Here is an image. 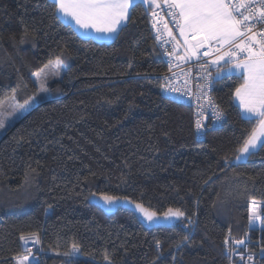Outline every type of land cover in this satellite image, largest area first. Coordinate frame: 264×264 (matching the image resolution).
Returning a JSON list of instances; mask_svg holds the SVG:
<instances>
[{"label":"trees","instance_id":"16d2710c","mask_svg":"<svg viewBox=\"0 0 264 264\" xmlns=\"http://www.w3.org/2000/svg\"><path fill=\"white\" fill-rule=\"evenodd\" d=\"M150 6L134 2L105 42L58 19L53 0H0V102L29 97L32 75L50 61L65 67L52 98L0 137V264H13L25 251L21 236L32 233L51 252L38 264L66 263L74 244L72 264H237L229 243L246 232L249 250H262L255 264H264V228L249 226L253 202L264 212V148L235 162L257 124L233 100L243 78L214 80L226 121L196 137L192 107L160 92L166 67ZM93 193L185 216L147 229L129 210L106 215L88 202Z\"/></svg>","mask_w":264,"mask_h":264},{"label":"snow or ice","instance_id":"6c2138e0","mask_svg":"<svg viewBox=\"0 0 264 264\" xmlns=\"http://www.w3.org/2000/svg\"><path fill=\"white\" fill-rule=\"evenodd\" d=\"M53 2L58 13L70 17L81 29L92 28L104 33H117L120 27L130 19L133 7V0H53ZM143 2L159 6L158 0H143ZM165 3L170 9L169 15L176 29L184 37L186 55L181 59L197 56L199 51L207 45L218 53L211 61L212 65L219 69L223 64L225 70H235L243 76V83L235 89L234 95L239 100L243 112L250 119H256L257 124L240 147L237 160L249 155L253 150L264 148V30L254 31L252 27L253 24L264 22V0H165ZM153 16H156L155 11ZM153 27L156 25L154 24ZM164 28L168 36L175 39L167 23L164 24ZM257 37L261 39L257 40ZM157 39H160V36H157ZM214 45L216 47L213 48ZM243 53H247V56L240 59ZM205 55L209 53L205 52ZM59 63V59L55 63L50 61L45 68L49 66L58 68ZM203 71L206 78L210 80L211 74L208 73L207 66H204ZM219 74L218 71L217 75ZM37 75L39 76V73ZM206 86L207 84L204 85ZM172 90L179 91L175 88ZM204 98L212 107L213 118L216 121L226 118L225 113L210 97ZM27 104L28 101H25L20 108L23 109ZM203 126L198 120L197 129ZM4 127L5 122L0 119V129ZM102 199L106 204H112L118 198L105 194ZM135 207L148 222L160 218L157 213L148 211L142 204H136ZM184 216L185 213L180 210L169 209L163 218ZM257 222L264 226V215L250 211L249 224L255 225ZM189 223L192 221L189 220ZM21 240L25 243L28 240L39 243V237L36 234L28 237L21 236ZM225 243H228L227 238ZM236 243L243 244L245 241L239 240ZM160 246V242L157 241V247ZM79 252L80 247L74 244L70 251L63 253L62 255L68 258L66 264H72L71 258ZM105 259H108L107 256ZM248 259L253 260L254 254H249ZM16 264H30V257H18Z\"/></svg>","mask_w":264,"mask_h":264},{"label":"built area","instance_id":"2783aa9c","mask_svg":"<svg viewBox=\"0 0 264 264\" xmlns=\"http://www.w3.org/2000/svg\"><path fill=\"white\" fill-rule=\"evenodd\" d=\"M154 11L156 12V16H153ZM169 12L170 9L166 3H161L158 7L156 6L147 12L152 40L166 66L160 86V92L167 98L174 99L192 107L194 113L195 135L196 137H200L207 128L220 127L226 121V118H223L220 121H216L213 118L212 107L208 105L207 100L204 98L205 96L210 97L212 101L218 105L212 93L214 80L218 76L213 72V65L211 64L213 57L218 53H215L206 45L204 49L199 51L197 56L189 59H181L178 52V41L168 36L167 31L164 28V24L167 23L173 36L175 37V35L178 34L176 25L173 22L172 17L169 15ZM154 24L156 27H153ZM252 27L254 31L264 30V22L253 24ZM157 36H160V39H157ZM245 39H247V37H245ZM256 39L260 40L261 37H257ZM214 47L216 46L214 45L213 48ZM205 52H208L209 55L206 56ZM245 54L246 53L241 54L240 57ZM204 66H207L208 73L211 74L210 80L206 78V74L203 71ZM205 84H207L206 87H204ZM174 88L179 89V91H173L172 89ZM205 117L206 124H203ZM198 120L204 125L199 130L196 127ZM259 214L264 215V212H260ZM189 220L190 219L187 221L189 222ZM239 240H243L245 243L237 244L236 241ZM239 240H232L229 243L231 261H235L237 264H255V260L262 254V250L260 248L256 251L249 250L248 244L251 241L249 232H246L245 236ZM48 253L51 252L44 250L38 243L31 244L26 247V250L23 253L13 258V264H16V258H22L24 256L30 257V264H38L44 260V256ZM249 254H254V259L251 261L248 259Z\"/></svg>","mask_w":264,"mask_h":264},{"label":"rangeland","instance_id":"374dc122","mask_svg":"<svg viewBox=\"0 0 264 264\" xmlns=\"http://www.w3.org/2000/svg\"><path fill=\"white\" fill-rule=\"evenodd\" d=\"M161 3H165V0H162V1L160 0L159 4H161ZM74 27H73V29L80 36L88 37L87 36L88 32H85V30H82L83 31L82 32L80 30L81 28L79 26H78V31H79L78 32ZM178 38H179L178 39V44H179L178 52H179V55L181 57H184L185 54H186L185 53V47L186 46L184 45V37H182L180 35L179 31H178ZM112 39L106 40L105 42L111 41ZM96 41H102V40H96ZM246 56H247V53L244 56L240 57V59H244ZM56 61H57V59H54L51 62L55 63ZM59 62L60 63H59V67L58 68H54V67H51V66L45 68V66H44L40 70L36 71L32 75L33 79L35 81L36 89L26 99H24V100L18 99L15 94H10V95L6 96L4 99H2V101L0 102V119L4 120L5 127L3 129H0V137H2L4 135V133L6 132V129L10 125H12L17 120H19L22 117H24L26 115V113L29 112L37 104H39V103H41L43 101H47V100L52 98V95H51L50 90H49V85L53 81L60 80L62 78L63 72L65 70V67H64V64L62 63V61L59 60ZM46 65H49V63L46 64ZM228 67H230V66H228ZM42 69H43V71H41ZM218 71L220 73L219 75H217ZM37 73H39V76L37 75ZM215 73H216V76H218V77H220L221 75H227V74H235V75L241 76L235 70H230V71L225 70V66L223 64L220 66L219 69L217 68ZM242 78H243V76H242ZM30 97H32V99H29ZM234 99L239 104V100H237L235 98V95H234ZM25 101H28V104L23 109H21L20 105H24ZM242 112H243V110H242ZM243 114L247 115L244 112H243ZM252 206L255 208V210H251V212H255V213L262 212L260 206L251 205V207ZM251 207H249V211H250ZM249 214H250V212H249ZM258 227L264 228V226H262L259 222H257L255 225H250V228H258ZM32 234H36V236H38L37 233H32ZM30 235L31 234H27V235H24V236L28 237ZM28 241H32V240H28ZM21 242H22V245H24V247H25L26 243L24 241H22V240H21ZM29 243H35V242H29Z\"/></svg>","mask_w":264,"mask_h":264},{"label":"water","instance_id":"95a60500","mask_svg":"<svg viewBox=\"0 0 264 264\" xmlns=\"http://www.w3.org/2000/svg\"><path fill=\"white\" fill-rule=\"evenodd\" d=\"M205 46L202 49H204ZM203 122H204L203 124H206V117L204 118ZM102 196H103V194L93 193L88 197V202L90 204H93V205H96L97 207H99L106 215L114 214L119 208L129 210L130 212H132L135 215L138 222L141 223L147 229H151V228H155V227L175 226L183 218V217H181V218L172 217L171 219H164L163 216L165 213H167L169 211V209H171L173 211L177 210V209H173V208H168L163 213H160V214L157 213V216L160 217L159 219L154 220L153 222H148L144 219L143 214L135 207L136 204H141V203L134 202L128 197H117L118 199L114 203L106 204L103 201ZM144 207L146 209H148V211L154 212V211L150 210L149 208H147L146 206H144Z\"/></svg>","mask_w":264,"mask_h":264},{"label":"crops","instance_id":"0c3cea01","mask_svg":"<svg viewBox=\"0 0 264 264\" xmlns=\"http://www.w3.org/2000/svg\"><path fill=\"white\" fill-rule=\"evenodd\" d=\"M136 1H143V0H133V3L134 2H136ZM162 1V0H161ZM158 3H160V0L158 1ZM146 5H149L150 6V4H146ZM150 7H152V9L153 8H155L156 6H153V5H151ZM58 13V12H57ZM58 16H59V18L63 21V22H65V23H68V24H70V25H72L77 31H78V25H76L75 24V22L70 18V17H65V16H63V15H61L60 13H58ZM81 31L82 30H85V32H88V37H90V38H92V39H96V40H102V41H106V40H110V39H112V38H114L115 36H116V34L117 33H104V32H97V31H95L94 29H92V28H88V29H80ZM79 32V31H78ZM83 32V31H82ZM178 34H177V36H176V38H175V40L176 41H178ZM215 59V58H214ZM214 66V65H213ZM217 68V66H214V69H216ZM233 100H234V103L239 107V109H240V111H241V114H242V116H244V117H246V118H249L248 117V115H245V114H243V112H242V109L240 108V105L235 101V99H234V96H233ZM254 151V150H253ZM238 154H239V152H238ZM247 156L248 155H246V156H243L240 160H237V158L235 159V162H241V161H244L246 158H247ZM252 205H254V206H258V204H255V203H253ZM250 207H251V205H250ZM250 211H251V209H250ZM249 211V212H250ZM249 226H250V224H249ZM29 242H33V241H27V243L25 244L26 246L27 245H29V244H32V243H29ZM25 248V247H24Z\"/></svg>","mask_w":264,"mask_h":264},{"label":"bare ground","instance_id":"6f19581e","mask_svg":"<svg viewBox=\"0 0 264 264\" xmlns=\"http://www.w3.org/2000/svg\"><path fill=\"white\" fill-rule=\"evenodd\" d=\"M175 38H176V35H175ZM214 58H215V56L213 57V59H214ZM213 59H212V60H213ZM165 67H166V66H165ZM213 70H214V66H213ZM163 74H164V73H163ZM162 78H163V75H162ZM161 83H162V81H161ZM251 210H255V208L252 206V207H251ZM32 244H35V243H32ZM29 245H31V244H29ZM27 246H28V245H27ZM27 246H25V250H26V247H27ZM27 250H28V249H27Z\"/></svg>","mask_w":264,"mask_h":264}]
</instances>
